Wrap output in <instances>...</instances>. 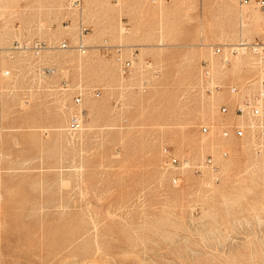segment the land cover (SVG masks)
<instances>
[{
  "label": "rangeland",
  "instance_id": "obj_1",
  "mask_svg": "<svg viewBox=\"0 0 264 264\" xmlns=\"http://www.w3.org/2000/svg\"><path fill=\"white\" fill-rule=\"evenodd\" d=\"M0 17L3 47L47 45L1 57L0 264H264V147L228 89L264 79L227 47L264 39L257 0H0ZM166 147L218 169L174 184Z\"/></svg>",
  "mask_w": 264,
  "mask_h": 264
},
{
  "label": "built area",
  "instance_id": "obj_2",
  "mask_svg": "<svg viewBox=\"0 0 264 264\" xmlns=\"http://www.w3.org/2000/svg\"><path fill=\"white\" fill-rule=\"evenodd\" d=\"M250 0H244L245 3H248ZM81 0H73V4L80 5ZM257 4L260 8H264V0H257ZM2 20L0 17V76H8L10 74L9 70L3 69L2 63H1V57L4 52H14L18 50V47H22L25 45L26 49H29L33 52V54L38 57L42 54V52L47 47L46 43H44L40 39H35L34 41H31L27 44H22L19 41H16V43L13 44L12 47L6 48L3 47L2 44ZM62 47H69L67 42L62 43ZM80 50L85 51V45L83 43H80L77 46ZM240 47L244 49H252L255 53H257L259 56L264 58V39H255L254 43H248L247 41H241ZM223 46L218 45L215 47V53L221 52ZM232 53L237 52L238 48L236 46H231ZM131 67V61L127 60L126 63L123 66L124 71H127ZM48 71H53V69L47 68ZM229 91L234 94L238 101L235 105V111L239 115H247L249 116L253 124L251 125V128L254 129L257 137V142L260 147H264V111L262 107V102L264 101V79H262L259 82V85L254 90L252 87V83L248 82V84L243 85H237L233 84L228 87ZM98 93V92H97ZM75 102L80 105L83 102V97L81 92H76L74 96ZM223 112L228 111V107L226 105L222 106ZM84 115L85 111L83 109H80L77 113H75L70 120V129L72 130H78L82 127L83 121H84ZM211 130V127L208 125H205L202 127L203 133H209ZM245 129L242 127H237L234 130V135L240 137L245 134ZM224 137L230 136V131L225 130L223 131ZM228 152H224L223 156H227ZM164 158L165 163L164 166L167 169H175L176 174L173 177V183L179 184L181 181L180 178V172L187 168H194L195 172H202L205 168H211L213 170L218 169V165L215 163L214 158L212 156H208L204 161L199 162L194 167H192L191 162L188 159H180L173 155L171 150H169L168 147L164 149Z\"/></svg>",
  "mask_w": 264,
  "mask_h": 264
},
{
  "label": "bare ground",
  "instance_id": "obj_3",
  "mask_svg": "<svg viewBox=\"0 0 264 264\" xmlns=\"http://www.w3.org/2000/svg\"><path fill=\"white\" fill-rule=\"evenodd\" d=\"M251 1V0H250ZM250 1L248 2V3H245L244 2V0H243V3L244 4H249L250 3ZM243 20V19H242ZM2 33H3V26H2ZM241 41H245V40H241ZM240 41V42H241ZM240 42L239 43H237V44H228V46L227 47H229V49L231 50V46H236L237 48H238V51L237 52H234V53H238L239 51H246V50H251V51H253L252 49H250V48H248V49H244V48H242V47H240ZM248 42V41H247ZM253 43H254V41H252ZM252 42H248V43H251L252 44ZM225 45V44H224ZM227 45V44H226ZM221 46V45H220ZM223 46V45H222ZM216 47V46H215ZM215 47H214V52H215ZM221 52H222V50H221ZM232 52V51H231ZM254 52V51H253ZM217 53H220V52H217ZM264 59V58H263ZM263 103V102H262ZM262 107H263V104H262ZM82 108V107H81ZM72 130V129H71ZM203 141H205V140H203ZM203 147V146H202ZM203 149V148H202ZM203 158V157H202Z\"/></svg>",
  "mask_w": 264,
  "mask_h": 264
}]
</instances>
